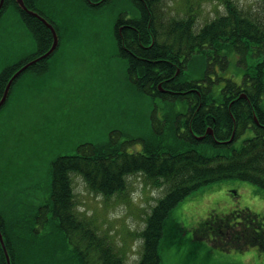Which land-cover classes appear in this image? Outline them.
Returning <instances> with one entry per match:
<instances>
[{"label": "rangeland", "instance_id": "1", "mask_svg": "<svg viewBox=\"0 0 264 264\" xmlns=\"http://www.w3.org/2000/svg\"><path fill=\"white\" fill-rule=\"evenodd\" d=\"M223 1L156 0L159 42L175 38L174 23L190 14L197 30L225 14ZM233 1L250 13L264 10V0ZM43 2L45 8L41 10L56 25L66 27V32L61 33L60 47L45 64L47 71H26L0 111V209L12 205L20 210L43 204L48 193L42 181L50 161L61 152L83 143H112L113 149L122 152L143 153V141L153 138L154 110L156 117L164 120V103H153L142 91L133 89L126 61L119 54L115 23L121 16H131L130 0H114L103 7H88L83 0ZM36 51L33 35L25 29L18 10L11 7L0 19V72L7 63L22 61ZM236 62V57L230 58L225 72L218 64L211 67L215 70L211 77L221 78L216 92L227 80L240 83L244 71ZM187 74L195 80L202 76L190 67ZM172 106L182 115L187 112L184 102ZM240 132L229 149L219 152L231 154L254 136L251 129ZM208 150L210 154L218 152ZM126 180V190L110 198L93 193L84 173L73 174L69 182L74 208L79 219L92 229L90 235L105 238L106 245L123 258L124 264H139L144 250L141 234L167 186H154L142 173ZM245 209L264 216V189L238 179L210 184L186 197L171 213L186 231L181 237L180 232L177 234L179 242L172 246L169 239H173V233L168 240L163 239L162 264H264V250L257 247L223 251L208 239L191 242L194 230L212 215L222 217ZM79 235L78 246L86 260L95 253L99 264L97 242L90 243Z\"/></svg>", "mask_w": 264, "mask_h": 264}, {"label": "trees", "instance_id": "2", "mask_svg": "<svg viewBox=\"0 0 264 264\" xmlns=\"http://www.w3.org/2000/svg\"><path fill=\"white\" fill-rule=\"evenodd\" d=\"M155 1L144 0L148 8L144 11V30L156 32ZM223 2L225 14L207 22L198 30L195 29L193 14H190V17L174 23L175 38L169 37L160 42L156 51L159 56L175 54L177 60L184 58L188 66L180 68L181 71L175 79L174 99L162 102L165 113L163 121L156 117L157 110H154L153 138L143 141V153L122 152L113 149L112 143H83L81 145L85 155L78 161H69L67 156L58 155L49 163L42 188L48 193L45 202L48 200V204L53 206H44V202L38 206L31 204L20 210L12 205L0 209V229L4 234L12 264H78L82 261L79 250L76 247L71 250L69 246L75 240L73 243L78 245L79 234L90 243L92 240L97 242L99 264H124L123 258L106 245V239L94 238L90 235V226L79 219L74 208L69 172L84 173L89 189L106 198L123 193L127 188V177L136 173H142L158 188L167 186L165 195L152 208L146 228L141 234L144 250L139 264H162V242L170 233H173V239H169L170 246L179 242L177 234L186 230L172 218L171 213L194 192L227 179L251 182L264 189V10L250 13L233 0ZM11 6H16L23 20L27 17L14 0H6L0 19ZM134 15V20H129V23L138 22L137 13ZM118 19H124V16ZM56 30L58 32L59 29ZM44 31L48 40L45 46L39 45L32 57L7 63L1 70L0 100L12 76L30 60L50 49L52 33L46 28ZM235 57L236 63L244 71L240 83L227 80L225 86L216 92L215 87L221 78L211 77L215 71H211V67L218 64L225 72L230 58ZM211 61H214L213 64ZM46 62L44 60L28 70L40 73L47 71V67L43 65ZM189 67L193 72H199L201 79H192L187 74ZM177 69L178 66L175 73ZM24 73L14 82L6 104L15 84ZM127 75L133 89L140 91L136 71L129 69ZM163 75L162 72L161 78L152 89L146 88L150 93L155 90V97L163 96L157 90ZM190 89L196 99L193 101L194 107L189 110V115H182L172 105L177 102H184L186 105L182 92ZM243 93L249 99L240 98ZM198 98H201V107ZM255 113L259 123L254 119ZM208 127L213 128L217 140L229 139L234 128L236 139L240 131L244 132L245 129H251L254 136L246 140L240 149L232 150L231 154L221 153V149H229L232 143L220 144L209 136L203 141L194 137V134H205ZM209 148L218 152L210 154ZM70 203L73 205L71 208ZM38 224L39 227L33 231L29 229ZM46 224L70 226L63 237L64 245L57 243V237L44 236L52 234ZM44 231L46 232L42 233ZM194 233L191 242L196 238L208 239L223 251H244L254 247L264 250V216L256 215L248 209L234 211L222 217L212 215ZM69 240L70 243H67ZM0 264H7L1 245Z\"/></svg>", "mask_w": 264, "mask_h": 264}, {"label": "flooded vegetation", "instance_id": "3", "mask_svg": "<svg viewBox=\"0 0 264 264\" xmlns=\"http://www.w3.org/2000/svg\"><path fill=\"white\" fill-rule=\"evenodd\" d=\"M14 1L19 7V9L27 15L24 21L22 14L16 8V6H11V7H15L18 10L19 14L21 15L22 21H24L23 24L25 26V29L31 35H33L36 41L37 48L39 47V45L45 46L48 40L45 36L44 29L45 28L49 29V28L39 18L22 10L17 0H14ZM43 1L44 0H24L25 5L27 6L29 10L45 18L48 22H50L55 27V29L57 28L59 29L58 32L56 30L58 34V38H59L58 46L56 49L57 51L61 44V33L63 32L64 34L66 32V27L60 26L61 27L60 28L58 25H56L55 22H53L48 16H46V12L44 10L43 11L41 10L42 7L45 8V3ZM112 1L114 0H83L84 4L88 7H91V6L103 7L104 5L109 4ZM131 3L133 5L132 10H131L133 15L131 14V16L124 18V19H118L115 23V38H116V42L119 47V54L126 61V65H125L126 71L129 69H131L132 71H136L137 82L140 85L139 87L141 88L140 91H142L143 94L147 98L151 99L153 103H155L158 100L161 102H163L164 100H166L167 102H170V100L174 99V94L176 93V91L173 89V86L176 81L175 79L177 76V74L175 73L176 66H178L179 68H185L188 66V64L185 63L184 58L177 60L175 54H172L168 57H161L158 55L156 51L158 50V47L160 45V42L158 39L159 36L156 34V32L150 29L144 30V26H143L144 25V11L146 9L148 10V8H146L147 4H145L144 0H131ZM135 12L137 13L136 16H137L138 22L129 23V20L130 21L134 20L133 16H135L134 15ZM52 43H53V35H52ZM54 54H52L51 56H53ZM50 57L44 60L48 61ZM210 63L213 64L212 61ZM45 64L46 63H43L44 67H47ZM166 70H169V72H165ZM162 72L164 73L163 80L159 82V84L157 85V90L160 93H162L163 96L155 97L153 94H155L156 91L153 90L152 93H150L147 89L150 90L155 86L156 81H158L161 78ZM161 86H165V87L161 90ZM192 91L193 90L190 89V90L182 92L183 99L186 102V107H187L186 114L187 115H189V110L194 107L193 101L196 100L194 98ZM197 100H200L199 107H201L202 106L201 98H198ZM246 130L248 129H245L244 132ZM196 135L201 136V137L204 136L203 140H205L207 136H209L211 139L216 138L215 131H213V135H207V136H205V134L203 135L196 134ZM194 137L196 138V136ZM234 139L236 140V136ZM203 140H199V141H203ZM227 140H221V141H227ZM82 146L83 145L81 144L75 145L74 147H71V149L68 150L67 153L62 152L60 153V155L67 156L69 161H71L72 159H75L74 161H78L80 158L84 157L85 155L84 154L85 152L82 150ZM89 163L91 165L90 161ZM92 163L94 162L92 161ZM75 173H78V172L77 171L69 172L70 181H71L72 175ZM47 201L44 203V206H49V207L53 206L51 204H48ZM45 226L48 229H50V232H52V234H46L44 236H46L47 238L57 237L58 244H61V245L65 244L63 237H64L66 229L69 231L70 226L65 227V226H59L55 224H51V225L46 224ZM38 227H39V224L35 225V227L31 226L29 227V229L33 231V229L38 228ZM67 243H70V241H67ZM75 247L78 248L79 254H81L82 253L81 248L75 243L73 246H71V250H73V248ZM82 254L83 256L81 257L83 258V261H79L78 264H96L95 253L91 254L88 261L85 258V254L84 253ZM65 264H74V263L68 262Z\"/></svg>", "mask_w": 264, "mask_h": 264}, {"label": "water", "instance_id": "4", "mask_svg": "<svg viewBox=\"0 0 264 264\" xmlns=\"http://www.w3.org/2000/svg\"><path fill=\"white\" fill-rule=\"evenodd\" d=\"M5 1H6V0H0V12H1V10H2L4 4H5ZM17 2H18L19 6H20V8H21L22 10H24L25 12H27V13H29V14H32L33 16L39 18L43 23H45V25L51 30V32H52V34H53V37H54V41H53L52 47L49 49L48 52H46L44 55L38 57L37 59H35V60L29 62V63L26 64L25 66H23V67H22L20 70H18V71L13 75V77L9 80V82H8L6 88H5L4 94H3V96H2V98H1V100H0V109H1L2 106L6 103L7 98H8V96H9V93H10V90H11V87H12L14 81H15V80H16V79H17V78H18V77H19V76H20L25 70H27L29 67H31V66H33V65H35V64H38V63L41 62L42 60L47 59L48 57H50V56L55 52V50H56V48H57V46H58V42H59L58 34H57V32H56V30H55V28H54V26H53L52 24H50L45 18L41 17V16L38 15L37 13H35V12L29 10V9L27 8V6L25 5L24 0H17ZM178 72H179V71H178ZM240 98L249 99L248 96H247L246 94H242V95L240 96ZM230 107H231V105H230ZM254 119H255V121H256L257 123H259L256 113L254 114ZM206 134H207V135H213V130H212L211 127L208 128ZM234 135H235V131H234L232 137H231L229 140L224 141V142L219 141V143H225V144L231 143V142L233 141V139H234ZM195 136L197 137L198 140H203V138H204V136H203V137H201V136H197V135H195ZM0 245H1L2 249H3V252H4V255H5V258H6V262H7V264H12V263H11V257H10V254H9V251H8V248H7V245H6L5 239H4V235H3L2 231H1V229H0Z\"/></svg>", "mask_w": 264, "mask_h": 264}, {"label": "bare ground", "instance_id": "5", "mask_svg": "<svg viewBox=\"0 0 264 264\" xmlns=\"http://www.w3.org/2000/svg\"><path fill=\"white\" fill-rule=\"evenodd\" d=\"M173 50H175V49H173ZM234 131H235V135H234V138H235V136H236V130H235V128H234V130H233V133H234ZM233 133H232V135H233ZM232 135H231V137H232ZM231 137H230V138H231ZM230 138H229V139H230ZM238 138H239V135H238L237 139H238ZM229 139H228V140H229ZM229 144H231V143H228V144H225V145H229Z\"/></svg>", "mask_w": 264, "mask_h": 264}]
</instances>
